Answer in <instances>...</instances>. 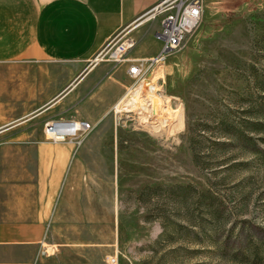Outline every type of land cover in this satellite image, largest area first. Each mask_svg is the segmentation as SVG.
I'll use <instances>...</instances> for the list:
<instances>
[{"label":"rangeland","instance_id":"rangeland-1","mask_svg":"<svg viewBox=\"0 0 264 264\" xmlns=\"http://www.w3.org/2000/svg\"><path fill=\"white\" fill-rule=\"evenodd\" d=\"M202 6L154 84L179 111V130L156 132L133 113L118 125L112 110L79 143L43 134L44 146L106 155L92 156L85 184L90 233L59 236L76 245L59 259L47 234L41 264H264V0Z\"/></svg>","mask_w":264,"mask_h":264},{"label":"crops","instance_id":"crops-1","mask_svg":"<svg viewBox=\"0 0 264 264\" xmlns=\"http://www.w3.org/2000/svg\"><path fill=\"white\" fill-rule=\"evenodd\" d=\"M159 1L0 0V264H41L51 233L59 259L76 246L59 236L90 233L85 184L97 160L92 156L106 153L89 146H44L43 125L108 121L132 81L124 67L90 61ZM158 29V21L138 28L135 49L146 55L133 49L130 56H156L161 44L148 53V43ZM48 165L54 174H46Z\"/></svg>","mask_w":264,"mask_h":264},{"label":"built area","instance_id":"built-area-1","mask_svg":"<svg viewBox=\"0 0 264 264\" xmlns=\"http://www.w3.org/2000/svg\"><path fill=\"white\" fill-rule=\"evenodd\" d=\"M202 7V0H160L151 10L109 38L95 53L90 65L112 63L124 67L126 76L132 80L128 93L142 85L144 91L148 93L153 88L149 77L163 67L168 55L197 29L202 18ZM154 21H158L159 24V29L154 34V38L161 44L159 53L151 58L130 56V52L136 46L134 32L143 24ZM158 80H156V85ZM122 100L112 109L115 115H118L116 116L118 125L125 120H130L133 113L121 109ZM146 105L150 106L149 101H146ZM90 130L89 123L76 120H53L43 125L45 139L53 143H79V138ZM111 262L113 264L115 260L113 259Z\"/></svg>","mask_w":264,"mask_h":264},{"label":"bare ground","instance_id":"bare-ground-1","mask_svg":"<svg viewBox=\"0 0 264 264\" xmlns=\"http://www.w3.org/2000/svg\"><path fill=\"white\" fill-rule=\"evenodd\" d=\"M161 71L160 68L154 75L149 77L151 87L153 86L149 91V95L144 94L143 85L139 86L130 92L126 99L122 100L120 106L122 110L136 114L139 117L140 124L144 127L151 128L156 132L167 127L168 132L173 133L182 127V118L179 111L170 107L168 98L164 99L162 95H153L156 92L154 86L156 80L161 79L163 76ZM146 101H149V107L146 105Z\"/></svg>","mask_w":264,"mask_h":264}]
</instances>
